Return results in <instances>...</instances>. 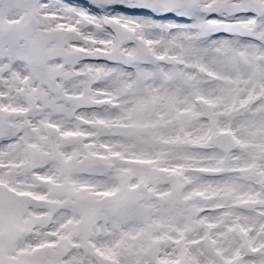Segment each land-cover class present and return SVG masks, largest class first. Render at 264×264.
Listing matches in <instances>:
<instances>
[{
  "label": "snow or ice",
  "instance_id": "1",
  "mask_svg": "<svg viewBox=\"0 0 264 264\" xmlns=\"http://www.w3.org/2000/svg\"><path fill=\"white\" fill-rule=\"evenodd\" d=\"M0 264H264V0H0Z\"/></svg>",
  "mask_w": 264,
  "mask_h": 264
}]
</instances>
